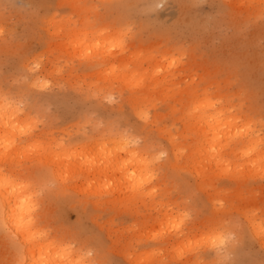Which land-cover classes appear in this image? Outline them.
<instances>
[{
  "label": "rangeland",
  "instance_id": "obj_1",
  "mask_svg": "<svg viewBox=\"0 0 264 264\" xmlns=\"http://www.w3.org/2000/svg\"><path fill=\"white\" fill-rule=\"evenodd\" d=\"M240 2L0 0V91L22 109L23 114L20 116L24 121L31 119L29 126L26 121L23 122L21 127H25L24 131L26 126L31 125L36 128L35 134H42L40 141L50 140L63 147L77 148L78 151L73 148L77 154L84 153L91 142L98 141L97 138L107 139L114 133L121 134L129 137L138 148L147 150L150 158L154 159L153 179L145 188L146 193L151 195L149 198L132 201L130 198L135 189L129 185L125 186L122 194L117 191L112 195L106 191L104 194V189L101 195L86 196L80 189L85 188L87 182L84 181H90L91 178L70 180L75 176L71 171L69 174L73 176L68 177V180L63 179V175L62 179L57 176L54 178L49 167L37 163L38 150L31 146L32 141L23 140L19 143L17 151H10L11 162L6 166L8 170L26 177L39 191V205L35 214L37 226L47 242L68 246L86 257L90 264H229L231 261L239 264H264V158L261 161L262 167L251 166L254 171L251 167H245L247 169L244 171V168L243 172L240 168V171L236 169V173L234 170L231 173L228 167L230 174L221 166L219 169V165V170L214 165H207L205 157L202 159L205 163L199 160L201 157H194L198 161L186 156L176 159L163 130H172L180 138L179 141L186 142L183 137L188 129L183 126L181 114L170 108L176 104V108L180 109L186 102V96L181 98L176 95L171 98L155 94L153 100L147 103L150 119L146 123L133 110L128 95L124 93L125 96H122L117 90L119 85L114 79L109 83L102 81L103 74H108V67L116 64L117 57H123L124 66L137 77L146 76L148 79L155 76L163 79L171 76L178 84L173 87L168 86L167 82L162 90L178 86L184 89L187 85L194 88L200 94L199 98H209L215 104L214 107L223 109L226 115L237 116L239 125L248 124V129L254 128V134L262 138L259 150L264 152V0ZM71 30H85L86 35L82 37L85 46L81 45L82 49L80 46L74 49L71 34L75 33H70ZM104 34L107 40L110 39L108 42L112 43L106 46L108 50L103 47ZM65 41L67 43L64 44ZM91 41H95L94 44L97 42L96 46L92 43L89 45ZM70 42L72 45L68 44ZM66 44L68 47H65ZM121 44L125 47L123 54L117 50L121 49ZM70 47H73L72 50ZM78 49L82 51V56ZM111 52L115 54L114 60H103L102 57H108ZM105 85H113L116 89L110 94L104 93L101 88ZM204 92L207 95L202 94ZM81 95L86 98L83 99ZM87 135L91 136L88 138ZM239 139L244 140L243 137ZM187 141L191 142V138ZM26 144L29 148L25 147ZM78 147H82V150ZM18 148L22 152L26 150L27 157L32 152L35 156L27 158ZM16 155H20L17 157H22V160L17 161ZM227 160H230L229 156L224 165L228 163ZM194 164L197 165L192 167ZM44 170L47 174L41 177L40 173ZM111 174L112 171L109 172ZM157 174L162 177L159 178ZM97 179L101 180L100 177ZM75 185L80 188L78 192V188L73 187ZM115 197L120 198V202L117 199L115 201L118 202H115ZM122 198L127 199L126 202ZM160 205H168L169 213L182 212L179 215L174 213L179 218L175 217L173 223L181 227L173 234L178 233L180 236L170 244L165 243L166 234H163L168 226L161 229L157 224V220L165 213L160 212ZM253 220L262 226V236L254 235ZM216 231L218 234L215 235ZM6 235L8 237L9 233L0 229V264H18L24 247L15 236L7 238ZM184 238L186 243L189 241L188 245ZM177 241L182 242L185 248L181 247L182 243L177 245L179 247L175 246ZM206 242L212 245L209 244L207 248ZM195 244H198L197 247Z\"/></svg>",
  "mask_w": 264,
  "mask_h": 264
},
{
  "label": "bare ground",
  "instance_id": "obj_2",
  "mask_svg": "<svg viewBox=\"0 0 264 264\" xmlns=\"http://www.w3.org/2000/svg\"><path fill=\"white\" fill-rule=\"evenodd\" d=\"M240 1L241 2L247 1L248 3H250L251 1H254V0H240ZM80 2H82V1H79L78 3H80ZM241 2H240V4H241ZM238 3H239V1H238ZM136 7H137V5H136ZM59 27H57V29ZM54 30H56V29H54ZM84 31L75 32L73 30V32H72V30H71L70 33H75V34H71V35H73L71 37L74 39V40L72 39L74 43L70 42L68 44L72 43L73 46L75 45L74 49L76 48V46H80L79 48L82 49L81 45L83 46V42H84V38H82V37H85V35H86V32H84ZM56 32L58 33V31H56ZM116 32H114V33L116 34ZM119 33H121V32H119ZM119 33H118V35H119ZM105 35L106 34H104V39H102V40H104L103 41L104 42L103 43V47L106 48V46L108 47V45H111L112 43L108 42L110 39L107 40ZM102 36L100 37V39L102 38ZM109 36H111V35L109 34ZM71 37H68V38H71ZM119 39H121V38H119ZM67 41H65L64 44L67 43ZM62 42L63 41H61V43ZM94 42L95 41H93V43H92V41H91L89 45H91V43L94 44ZM58 44H60V43L58 42ZM123 45L124 44H121V46H120L121 49L116 45L119 48L117 50L118 51L120 50L121 54H123L124 50H125V47H123ZM66 46H67V44L65 45V47ZM72 48L73 47H70L71 50H72ZM91 48H92V46H91ZM100 49L101 48H99V50ZM106 50H108V49L106 48ZM113 50H115V49H113ZM78 51H79V49H78ZM80 52H82V51L80 50L79 54H81ZM100 52H102V51H99V53ZM112 52L109 54L108 57L104 56V54H105V52H104V54H103L104 57H102L103 60H106V58L107 59L108 58H113V60H114L115 54L112 53ZM96 53H97V51H95V54ZM90 54H91V52H90ZM106 54H108V53H106ZM99 55H101V54H99ZM81 56H82V54H81ZM121 56H123V55H121ZM84 57L86 58L87 56H84ZM117 58H115V60H116L115 63L116 64H114V66L108 67V68H110L109 72L104 69V71H107L108 74L107 73L103 74L104 79L101 77L103 79L102 81L109 83V81H111V79H114L115 82L119 85V86H117V90L123 94L122 96H125L124 93H126L128 95L127 99L129 100L130 104H132L133 110L136 112V114L139 117V119L143 120L144 122L147 123L149 121V119H150L149 118L150 116H149V113H148L149 111L147 109V107H148L147 103L149 102L150 99L153 100V98H154L153 96L155 94H158L160 96L164 95V97H171V98H174L176 95H179L181 98H182V96H186V102L183 105H181V100H179L180 101V105H181L180 109L176 108V106H177L176 104H175L176 106L172 105L170 107L172 111H175V112H178V113L181 114V120L183 121V126L185 127L186 130L188 129V132H187L186 136L183 137V139L186 140V142L184 143L183 141H179L180 138L176 137V135L171 132L172 130L171 131L167 130V129L163 130L165 132L166 136H167V140H168L170 146L172 147L173 156L176 159H178L181 156H186L187 158H194V157L195 158L196 157L200 158L201 157V159H199V160H202L205 157V159L207 161V165H211V166L214 165L215 169L217 168V165H219L218 166L219 169H220V166H221L222 168H224V170L225 169L227 170L228 167H230L232 170L230 169L229 172H231V173H232L233 170H234L233 172H235L236 169H237V172H238V170L240 171V168L242 169V172H243V169L245 167H248V169L251 166L254 167L256 165L259 167L262 163H264V162L261 163V161H263L262 158H264V152H260V150H259L260 144L262 143V138H259L257 135L254 134V131H253L254 128H253V130L251 128L248 129L249 128V127H247V126H249L248 124L242 125V123H241V125H239L237 123V120L239 119L237 116L233 117V115H231V116L230 115H226V111H224L223 109H217L216 107H214L215 104L212 103L209 98H202V99L199 98L200 94L198 93V91L195 90L192 87H189V85H187L184 89H180L179 86L176 87V88L167 87L166 90L164 91L162 89L164 88V85H166L167 82H169L168 86L170 85V86L175 87L176 84H178V82H176V79H174V80H173V78L171 79L170 78L171 76L170 77H164L163 79H158L155 76L149 77L148 79L146 78V76L137 77V75L135 73L129 72V69L127 68L126 65L124 66V58L123 57H121V58L119 57L118 59ZM171 64H172V62H170L169 66H171ZM104 71H102V72L104 73ZM100 74L102 75L101 72H100ZM101 75H99V77ZM39 82H41V81H39ZM29 84H31V83H29ZM37 84H39V83H37ZM40 85H41V83H40ZM37 86H39V85H37ZM112 86L113 85H109V86L105 85L103 88H101V91H103L104 93H109V92L113 91L114 89H116V88H114ZM156 88H158L159 90L156 89ZM156 90H158L157 93H155ZM126 91H128V92H126ZM84 94H83V96H84ZM202 94H206V93L204 92ZM89 95H90V93H89ZM83 96H82V98H83ZM16 97H17V95H16ZM85 98H86V96H85ZM85 98H83V99H85ZM119 98L121 99V97H119ZM10 99H11L10 97H7L6 95H4L0 91V146L2 145V147H0V229L6 231L7 233H9V235H8L9 238L11 237V235L15 236L17 238V240L20 242V244L24 247V249H23V251L21 253V258L18 261V264H90V262L87 260L86 257H84L81 254L76 253L72 249L68 248V246L64 247L62 245H58L56 242H47L46 241L47 238L46 239L44 238V234H42L41 230H39V228L37 226V218H36V214H35V212L37 210V207L39 205L38 204V200H37V196H38V192L39 191L37 192V190L35 189V186H33L32 183L29 180L26 179V177L24 178L22 174H18L14 170H8V166H6V164L8 162H11L10 151H11V153L12 152L14 153L15 151H17V147H18L19 143H21L23 140L24 141H29V142L32 141V142H30L31 146H34V148H36V150L39 151V152L37 151L38 152V154H37V152L35 150L36 156L38 155L37 163H39L40 165H46L47 166L46 168L49 167L48 170H50V172L52 173L54 178H55V176H57L58 179H59V177L61 178L62 175H63L62 178L66 180L68 177L73 176V174H75V176L69 178L70 180H73V179L75 180L76 178H78V179L79 178H84V179H90L91 178L90 181H84L85 183L87 182L86 183V187L84 186L85 188H81L80 189V188H78V186L76 187V185H78V184L73 186L75 188H78L77 192L80 189V192H82L86 196H98V195H101V190L105 189L104 191H102L104 194H105V191L108 192L109 195H112L116 191L120 192V194H122V192L125 191L127 185H129L131 187H134V189H135L133 195L130 194V195H132V197L130 198L132 201L138 200L139 198L147 199V198H149L151 196L148 192L146 193V189L145 188L148 185H150V183L152 182V179H153L152 165H153L154 159L150 158V155L148 154L147 150L138 148V146H136L134 144L135 142H132V140H130L129 137L121 135V134L115 135L116 133H114L113 136H110L107 139L106 138H101L99 140L97 138L98 141L91 142L92 144L91 145L89 144L90 147L87 146L88 149L84 153H81L79 151L80 152L79 154H77L76 152H75L76 154L74 153V150H73L74 147L73 148L72 147H70V148L63 147L62 144L56 143L55 141H50V140L49 141H47V140H45V141L41 140L40 141V139L42 138V134H38V135L35 134V129H36L35 127H31V125H30V127L26 126V131H24L25 127L24 128L21 127L23 122L24 123L27 122V124H28V122L31 119L29 121H27L28 120L27 119V120H25L26 121L25 122L24 119H22V117L20 116V115L23 114V112H21L22 109H20L18 106H16ZM125 100H126V98H125ZM20 107H21V105H20ZM168 108H166V109L168 110ZM155 115L157 116V114H155ZM168 115H170V114H168ZM168 115H166V117ZM19 116H20L21 119L19 118ZM157 118L158 117H156L155 119L157 120ZM157 124H158V121H157ZM28 126H29V124H28ZM32 126H34V125H32ZM147 126L145 128H147ZM253 126H254V124H253ZM142 127H144V126H141V128ZM244 127H246V128H244ZM44 129H45V127H44ZM108 131H110V130H108ZM119 132L121 133L122 131H119ZM139 132H137V133H139ZM108 135H110V134H108ZM148 135H149V133H148ZM148 135H146V136H148ZM90 136H88V138ZM102 136H104V135L102 134ZM189 137L191 138V142L187 141V139ZM242 137H243L244 140L239 139V138H242ZM88 138H86V139L88 140ZM87 140H85V141H87ZM140 140H143V139H140ZM63 142H64V140H63ZM143 142H144V140H143ZM66 144H64V145H66ZM28 145H29V143H28ZM25 147L29 148V146H27V144H26ZM51 147L52 148L54 147V148L51 150V149H49ZM23 148H24V146H23ZM55 148L56 149H60V150L57 151ZM81 148L78 147V149H81ZM74 149H76V151H78L77 148H74ZM18 150H20L19 152H21V153L24 152V150L22 152L21 149H19V148H18ZM159 150H160V147H159ZM186 150H187V152H186ZM27 151L30 152V150H27ZM32 151H33V147H32ZM153 151H154V149H153ZM7 152H8V154H7ZM19 152H18V154H20ZM25 152H26V150H25ZM25 152H24V154H26L25 156L27 157L28 153H25ZM155 152H157V150ZM33 153L34 152H32L31 155L35 156ZM31 155H28L27 158H29V156H31ZM17 156L18 155H16V158H15V159H17V161H18V159L22 160V157L18 158V157H20V155L18 157ZM21 156L24 157V155H22V154H21ZM160 156H162V155H160ZM227 156L230 157V160L229 161L227 160L228 163L226 165H224V163L226 162V157ZM239 160H242L243 162L241 161L242 162L241 163V162H239ZM196 161H198V160H196ZM196 161H195V163H197ZM192 162L193 161H191V163ZM200 162H199L200 167H199V164H198L199 169L201 168V163ZM203 162L205 163V161H203ZM204 163H202V165ZM163 164L165 165V163H163ZM169 165L170 164H168V166ZM196 165L197 164H194L193 166L192 165L191 166L194 167ZM31 166L32 165H30V167ZM188 166H190V165H188ZM181 167H185V166H181ZM261 167H262V165H261ZM31 168H33V167H31ZM204 168L205 167H203L202 169L204 170ZM157 169H158V167H157ZM202 169H201V171H202ZM246 169L247 168H245L244 171ZM252 169H253L252 171H254V168H252ZM158 170H161V169H158ZM206 170H208V169H206ZM250 170H247L248 173H250V172L252 173V171H250ZM35 171H37V170H35ZM40 171H41V169H40ZM70 171H71V173L73 172L72 175H70L71 174ZM111 171H112V174L110 176L109 172H111ZM208 171H210V170H208ZM257 171H259V170H257ZM257 171H255V172H257ZM263 171H264V169H263ZM46 172H47L46 170L42 171L40 173V176L41 177L44 176L45 174H47ZM211 172H213V171H211ZM223 172H222V175L224 174ZM227 172H228V170H227ZM229 172L227 174H230ZM246 172H245V174H246ZM67 173L68 174L70 173L69 174L70 176H68ZM195 173L193 172L192 174H195ZM216 173H219V171L216 172ZM31 174H33V173H31ZM38 174H39V172H38ZM60 174H61V176H60ZM213 174H215V173L213 172ZM26 176H27V174H26ZM65 176H67V177H65ZM157 176H158V174H157ZM193 176H195V175H193ZM97 177H100L101 180L99 179L100 181H98ZM158 177L160 178L162 176H158ZM173 177H175V176H173ZM242 177H243V175H242ZM176 178H178V177H176ZM60 183H61V181H60ZM75 183H77V182H75ZM79 183H80V181H79ZM36 185H38V183ZM54 185H55V183H54ZM82 185L83 184H80V186H82ZM71 187H69V188H71ZM75 188L73 190H75ZM48 190H49V188H48ZM130 190L133 192V189H130ZM68 191H69V189H68ZM40 195L41 194H39V196ZM130 195L129 196L127 195V196L130 197ZM86 196H84V197H86ZM77 197H79V196H77ZM103 197H104V195H103ZM128 197H127V199H128ZM93 199H95V198H93ZM111 199L113 200V198H111ZM115 199H117L119 202L121 200L120 198H119L120 199L119 200L118 198L115 197L114 201H115ZM122 200L126 202L125 199L122 198ZM118 201H115V202H118ZM82 202H80V204ZM89 202H91V201H89ZM99 204H101V203H99ZM84 205H86V204H84ZM109 206H111V204ZM168 207H169L168 205H160V212L164 211L165 213H163L162 216H160V218L157 220V224L160 226L161 229H162V227L168 226V229L165 230V233H163V231H162L163 234H166V236H165L166 238L164 240L166 244H170L173 240H175L176 238H178L180 236L178 233H174L173 234V232H178V230H180V227H181L180 224L173 223L174 218L176 217L174 213H177V211L176 212L174 211V213H169L168 212ZM41 210L42 209H40V211ZM95 212H98V211H95ZM180 213H182V212H180ZM179 214L177 213V215H179ZM183 214H185V213H183ZM183 214L181 216H183ZM177 217L179 218V216H177ZM252 224H253V227H254L253 231L256 232L254 235L255 236L256 235L257 236H262V234H261V231H262L261 227L262 226L260 227V225L257 222H255V220L252 221ZM152 226H151V229H152ZM149 227H150V225H149ZM164 229H166V228H164ZM157 231H158V229H157ZM210 232H211V230H210ZM162 233H160V234L162 235ZM251 233H252V231H251ZM156 234H154V235H156ZM216 234H218V232L215 233V235ZM221 235H223V234H221ZM207 236H208V234H207ZM263 236H264V232H263ZM6 237H7V235H6ZM150 237H151V235H150ZM260 239H261V237H260ZM162 240H163V238H162ZM184 240H185V238H184ZM207 240H208V238H207ZM209 240H210V237H209ZM215 240H216V237H215ZM262 241L264 242V240H262ZM262 241L260 243H262ZM188 242L189 241H187V243ZM179 243H182V242H179ZM179 243L177 241L175 246H177ZM185 243H186V240H185ZM187 243H186V245H188ZM206 243L208 245V246L206 245L207 248H208L210 243L209 244H208V242H206ZM220 243H218V244L222 245ZM180 245H181V247H184L183 243L180 244ZM197 245H196V247H197ZM210 245H212V244H210ZM179 246H177V247H179ZM262 247H264V246H262ZM173 248H175V247H173ZM211 248H212V246H211ZM188 249H189V247H188ZM190 250H191V248H190ZM197 250H198V248H197ZM232 251H233V249H232ZM175 252H177V251H175ZM206 253L207 252H205V254ZM146 255H148V254H146ZM200 255L201 254H199V256ZM141 259H142V257H141ZM139 261H141V260H139ZM15 264H17V263L15 262ZM138 264H142V263L139 262Z\"/></svg>",
  "mask_w": 264,
  "mask_h": 264
},
{
  "label": "snow or ice",
  "instance_id": "obj_3",
  "mask_svg": "<svg viewBox=\"0 0 264 264\" xmlns=\"http://www.w3.org/2000/svg\"><path fill=\"white\" fill-rule=\"evenodd\" d=\"M156 6L159 7L160 5H156ZM89 254H91V253H89ZM229 264H239V262L231 261V262H229Z\"/></svg>",
  "mask_w": 264,
  "mask_h": 264
}]
</instances>
